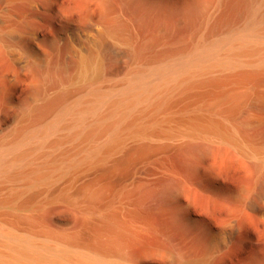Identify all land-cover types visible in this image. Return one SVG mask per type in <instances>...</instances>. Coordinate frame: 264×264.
<instances>
[{"label":"bare ground","instance_id":"obj_1","mask_svg":"<svg viewBox=\"0 0 264 264\" xmlns=\"http://www.w3.org/2000/svg\"><path fill=\"white\" fill-rule=\"evenodd\" d=\"M263 225L264 0H0V264H264Z\"/></svg>","mask_w":264,"mask_h":264},{"label":"rangeland","instance_id":"obj_2","mask_svg":"<svg viewBox=\"0 0 264 264\" xmlns=\"http://www.w3.org/2000/svg\"><path fill=\"white\" fill-rule=\"evenodd\" d=\"M62 2L67 3V0H62ZM96 13H99V9L96 6H93ZM187 161L180 160L181 164H185ZM221 180H228L232 184H242L243 181H246V173L239 165L229 166L227 169L219 171ZM248 173V171H247ZM254 235L262 242H264V225L260 231L253 230ZM238 255H235L233 259H236Z\"/></svg>","mask_w":264,"mask_h":264}]
</instances>
